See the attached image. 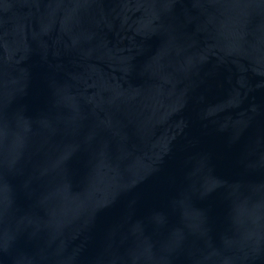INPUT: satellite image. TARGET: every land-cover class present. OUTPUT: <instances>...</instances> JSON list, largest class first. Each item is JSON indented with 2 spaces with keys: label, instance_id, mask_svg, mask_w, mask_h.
I'll list each match as a JSON object with an SVG mask.
<instances>
[{
  "label": "water",
  "instance_id": "1",
  "mask_svg": "<svg viewBox=\"0 0 264 264\" xmlns=\"http://www.w3.org/2000/svg\"><path fill=\"white\" fill-rule=\"evenodd\" d=\"M0 264H264V0H0Z\"/></svg>",
  "mask_w": 264,
  "mask_h": 264
}]
</instances>
